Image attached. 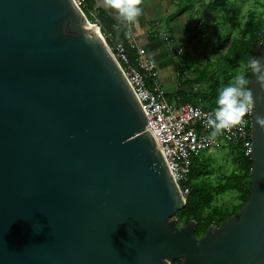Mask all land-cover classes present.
<instances>
[{
	"label": "water",
	"instance_id": "obj_1",
	"mask_svg": "<svg viewBox=\"0 0 264 264\" xmlns=\"http://www.w3.org/2000/svg\"><path fill=\"white\" fill-rule=\"evenodd\" d=\"M261 75L248 202L197 238L99 26L74 0H0V264H264Z\"/></svg>",
	"mask_w": 264,
	"mask_h": 264
},
{
	"label": "trees",
	"instance_id": "obj_2",
	"mask_svg": "<svg viewBox=\"0 0 264 264\" xmlns=\"http://www.w3.org/2000/svg\"><path fill=\"white\" fill-rule=\"evenodd\" d=\"M187 3L180 2L177 4L179 8V13L192 8L193 0H185ZM203 2L204 0H198ZM231 0H214L208 5L211 11H216L219 8H224L228 2ZM94 0H88V9L94 11ZM178 13V14H179ZM97 17L103 19L105 24L101 29L104 35H111V39L107 40L108 44L111 46L114 43H120L127 46L128 41V25L112 24L110 20L106 18V14L103 11L97 12ZM172 16L169 17L168 24L172 20ZM201 23V28L204 27L205 30H199L195 37L204 42L207 49L201 50L194 47L192 50L190 48H185L180 57V64H184V69L188 71H193L196 74L195 68L202 66V61L206 60L208 57V65L212 62V56L219 54V52L227 46L230 40L229 36H225L223 33L226 23L230 24L233 19L229 16H224V20L221 22H208L206 18H203ZM106 25L109 27L106 28ZM264 41V20L262 18H256L254 14H250L247 20L241 27L240 34L237 38L233 39L231 42V47L228 49L225 56H223L218 63H220V68L217 69L216 75L220 78L211 80V84L205 89L196 93L194 95L189 94L185 91L177 92L176 98L171 96L168 98L173 100H178L180 103L193 104L204 110H214L216 107V97L219 90L232 82L234 78L235 70L240 67L244 68L247 72L248 87H250L251 80L253 78L254 72H252L248 67V61L253 58L260 47L261 43ZM131 62H135L134 52L128 50ZM205 70V69H204ZM208 76L199 75L194 77L193 81L187 80L186 84L192 86L194 84H202L207 80ZM192 82L194 84H192ZM230 147V156L233 163L236 166V170L229 175H224L219 178L217 185H213L208 180L210 170V163L201 158L194 160L191 169V174L189 175L188 182L186 186L190 190V194L187 198L185 207L176 214V218L181 222V226H186L190 221L197 222V228L195 231V236L201 238L205 235L209 227H222L230 218L239 217V212L234 213V209H241L247 204L250 189H251V170L253 162L251 157H246L241 146L239 145H226ZM228 191L236 192L238 196V207H232L229 213L225 214L222 209L214 207L213 204L220 195L227 193ZM173 264H182L179 261Z\"/></svg>",
	"mask_w": 264,
	"mask_h": 264
},
{
	"label": "built area",
	"instance_id": "obj_3",
	"mask_svg": "<svg viewBox=\"0 0 264 264\" xmlns=\"http://www.w3.org/2000/svg\"><path fill=\"white\" fill-rule=\"evenodd\" d=\"M74 1L88 20L99 26L103 34L101 31L103 26L97 14L88 9V0ZM103 36L106 40L111 39L109 34H103ZM110 48L147 115L146 129L153 134L161 147L168 168L185 201L190 194L186 183L191 174L193 162L197 159L201 161L200 155L205 151L220 144L239 145L245 156L251 157L250 122L253 107L243 116L239 124L224 130L219 135L212 136V129L207 125V119L213 115V110H204L190 103L171 101L161 87L158 79L160 75L154 60L133 36L131 38L128 36L127 46L114 43ZM128 50L135 53V62L129 59Z\"/></svg>",
	"mask_w": 264,
	"mask_h": 264
},
{
	"label": "rangeland",
	"instance_id": "obj_4",
	"mask_svg": "<svg viewBox=\"0 0 264 264\" xmlns=\"http://www.w3.org/2000/svg\"><path fill=\"white\" fill-rule=\"evenodd\" d=\"M167 1L170 5L169 15H171L173 19L169 25L168 23L162 24V31L165 32L167 30V34H163L161 36L164 40H166L168 50L171 51V53L177 59H175L176 62L179 63L175 78H173L174 81L171 83L164 85L163 82L167 83L169 79L164 81L160 78V76H158V79L161 82V87L165 90L169 97L174 96L176 98L177 92L179 91H185L187 93L186 95H194L202 90H205L211 84V82H213L211 81L213 78H220V76L218 77V75H216L217 69L220 68V63H218V61L226 55L228 49L231 47L232 40L237 38V36L240 34L241 27L247 20L248 15L254 14L256 18H262V20H264V0H231L224 8L221 7L216 11H211L208 8V5L214 0H204L203 2L193 0L192 8L187 9L182 13H179L180 10L177 7V4H180V2L183 1L184 3H187L185 0ZM226 15L233 19L232 23H226V27L223 30L225 36L230 37V40L228 41L229 44L225 46L224 49L219 52V54L211 57L212 62L210 65H208L209 55H207L206 60L202 61V66L197 69L195 68L196 74H194L193 71L185 70L183 67L184 64H180L181 55L179 52L183 53L186 47L190 48L191 50L194 47L201 50L207 49L206 44L199 41L195 37V34L199 30H205L204 27L201 28V23L199 21H202L203 18H206L208 22H221L224 20V16ZM129 27L130 26H128V29ZM197 27L199 30H197ZM155 61L156 60L154 59V62ZM156 63L157 62H155V64ZM241 71H244L243 67L235 70L234 74L237 75ZM199 75H205L208 76V78L202 84H194L193 82L192 84L194 85L192 86L186 84L187 80L193 81L194 77ZM230 150V147H227L225 144H220L219 146L207 150L200 155V157L206 160L207 163L211 164V173L209 174L208 180L213 185H217L220 177L229 175L236 170V166L230 156ZM238 196L239 195L236 192L228 191L227 193L220 195L214 202L213 206L222 209V211L227 214L232 207H238ZM238 208L234 209V213H240ZM174 219L177 220V225L180 227L182 225L181 222L178 221L176 216Z\"/></svg>",
	"mask_w": 264,
	"mask_h": 264
},
{
	"label": "clouds",
	"instance_id": "obj_5",
	"mask_svg": "<svg viewBox=\"0 0 264 264\" xmlns=\"http://www.w3.org/2000/svg\"><path fill=\"white\" fill-rule=\"evenodd\" d=\"M107 3L113 9L114 14L130 26L127 33L130 38L134 35L131 28L134 27L137 32L140 31L139 18L144 11L141 6L142 0H107ZM247 67L252 72L264 73V61L261 58H250ZM260 79L264 82V75H261ZM215 103L213 115L207 119V125L212 129V136L233 128L239 124L247 112L251 111L254 99L253 92L248 87L247 72H239L232 82L223 86L218 92Z\"/></svg>",
	"mask_w": 264,
	"mask_h": 264
},
{
	"label": "crops",
	"instance_id": "obj_6",
	"mask_svg": "<svg viewBox=\"0 0 264 264\" xmlns=\"http://www.w3.org/2000/svg\"><path fill=\"white\" fill-rule=\"evenodd\" d=\"M141 6L144 11L139 18L140 31L137 32L134 27L131 28L134 33L133 37L141 47L147 50L149 56L153 60H156L155 62H157L160 78L164 81L169 79L167 83L163 82V84H169L174 81L173 78H175L176 71L179 67V63L176 62V57L168 50L166 40L161 36L167 34V30L165 32L162 31V24H167L171 16L169 15L170 5L167 0H142ZM110 10L112 13L111 17L103 11L106 14V18L110 20L112 24L126 26V23L121 21L119 17L114 14L113 9L110 8Z\"/></svg>",
	"mask_w": 264,
	"mask_h": 264
}]
</instances>
